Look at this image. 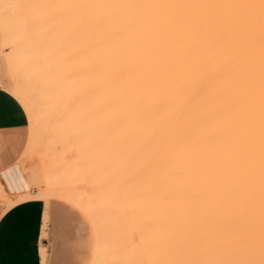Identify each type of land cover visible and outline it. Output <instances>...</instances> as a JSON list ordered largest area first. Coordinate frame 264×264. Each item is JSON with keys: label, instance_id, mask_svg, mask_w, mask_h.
I'll return each mask as SVG.
<instances>
[{"label": "bare ground", "instance_id": "obj_1", "mask_svg": "<svg viewBox=\"0 0 264 264\" xmlns=\"http://www.w3.org/2000/svg\"><path fill=\"white\" fill-rule=\"evenodd\" d=\"M67 3L0 26L4 59L44 102L34 117L62 103L55 144L99 147L90 186L130 222L108 238L129 236L136 264H264V0Z\"/></svg>", "mask_w": 264, "mask_h": 264}, {"label": "rangeland", "instance_id": "obj_2", "mask_svg": "<svg viewBox=\"0 0 264 264\" xmlns=\"http://www.w3.org/2000/svg\"><path fill=\"white\" fill-rule=\"evenodd\" d=\"M24 1L25 0H0V26H2V25L4 26L5 23H6L7 26L9 25V27L10 26L13 27V28H11V27L9 28V30L12 29V30H10V32H8L10 38H12V36H13L12 35L13 31H15V29H16L15 25H17L16 24L17 20H19V18L21 19V17H22L21 15L27 14V15H29L31 17H36V15L39 16V14L43 10H45V12H46L47 10L50 11V10H53V9H55L54 13L57 14L56 10L59 9L57 11H60L61 8H63V7H61V4L64 5L65 3L68 2V0L67 1H65V0H52V1L51 0H45V1H43V0H38V1L37 0H34V1L33 0H27L26 2H24ZM22 2H23V4H22ZM39 2H40V4L42 2L41 6H40ZM43 2H44V4H43ZM60 2H62V3H60ZM76 2H77V0L76 1L75 0H70V2H68L70 5H67L66 7L70 6V8L72 10V5L71 4L76 6L75 5ZM18 4H19V6H18ZM36 8L38 9L37 11H36ZM64 8H65V6H64ZM61 12H62V10H61ZM69 12H71V11H68V13ZM32 13H33V15H32ZM62 15H63V13H62ZM66 16H67V14H66ZM72 16H74V15L72 14ZM25 17H24V19H27L26 15H25ZM36 18L42 20V18H44V16L42 15L41 18H38V17H36ZM24 19L22 18V20H24ZM60 19H62V17ZM65 19H67V18L65 17ZM0 30H1V34H2L3 32H5V27H3V28L0 27ZM4 35L5 34H3V36ZM2 37L0 36V69H1V65H2V68H3L2 69V74L4 76L3 79L1 80L2 87H5L11 93L12 97L15 99V101L17 102V104L20 107V109L21 108L23 109V110L22 109L21 110L23 111L24 119H26L25 120L26 128L23 130L22 133L19 134L20 136H18V138L17 137H15V138L13 137V139H11V142L9 143V144H12V145H9L10 147L11 146H15V145L18 146L17 150H19V156H18V158H16L14 164H17L20 167V169L23 172L25 177L23 176L21 171L18 170L17 173L12 177L13 181L15 182V187L14 188L10 187L11 184L9 182L8 183L7 182L4 183L2 178L0 177V179L2 180L0 182V215L4 212V210L9 208L14 203H16L18 201H21V200H24V199H28V198H42V199H45V198H47L49 196H58V197L67 199L69 201H67V200H65V201H67V202L73 204L75 207H77L80 210V212L84 215L85 219L88 221V223L90 225V230H91V256L90 257L91 258H90V263L89 264H133L134 261H132V258L134 256L130 252V241H129V238H128L129 236L114 235L112 237H109L111 239V242L108 243L107 242L109 240L108 236H110V234H108V230H104L103 229V227H105V226H114V227H117V226L120 227L121 226V228L123 229L124 228L123 225L126 224L127 225V231L126 232L129 234V232H130V222H129L128 213L127 212H123L121 210V208H117V209H114L112 211H109L108 214L106 213V215L105 214L103 215V211H102L101 205H102V196H104V195L101 192L92 189L93 185H94L93 188L95 186H97V185L93 184V185L90 186V183L92 181H93V183L95 182L94 181L95 180L94 179L95 175L97 176V174L99 173V171H98L99 170V160L98 159H99V155H100L99 151H98L99 147H97L98 149H97V152H96L95 145H94V147L92 145L91 148H90L91 145H89L88 147L84 148V149H86L84 151V153L82 152L84 149L79 150L80 151V153H79L80 155H79L78 154L79 151L73 153V150L77 149L76 147H75V149L73 148L72 151L70 150V149H72L70 147H72L73 144H75V141H74L73 144L70 142V144L72 146L70 144H69V146H68V144H66L67 145L66 146L65 143H67L68 142L67 141V142L63 143L64 144L63 146H66V147H63V146L60 147V145L62 143L60 145H58V144L63 139L62 138L59 139V136H58V139H59L60 142L59 143L56 142V144H55V141H56L55 136L56 135L54 134V131H55L54 127H55V125L57 123H60L59 125H61L62 122L61 121L59 122V119L57 118L58 115L56 114L54 116V114H55V111L57 110V108L61 107L62 103L59 104L60 100L56 103L55 100L52 99V100L49 101V103H46V105L40 106L42 111H45V112H42L41 117L40 118L34 117L35 113L37 111L38 104H42L44 102H42V103H38L37 102V98L34 96L35 89H34V91H32L33 87H32V90L31 89L29 90L28 88H26L27 87L26 85H28V86L30 85V83H31L30 80L28 82L29 84H26L27 83V79H25L26 81L23 80V81H25V87H23L24 91L28 89L27 91H25L26 94L25 93L23 94V89L22 88H20V89L17 88L15 83L20 82V79H22V78L19 79V76L17 77L16 74L14 75L8 69H6L7 68L6 67V61L4 59L5 56H4V52H3V51H5V48H4L5 44H3L5 42H3ZM3 38H5V37H3ZM4 41H5V39H4ZM12 76H14V78L15 77L18 78L19 81H15L17 79H13ZM20 77H21V75H20ZM13 81H15V82H13ZM23 81L21 80V83H24ZM35 87L36 88L38 87L37 89H40V87L38 85H36ZM19 90H22L21 91L22 95H18ZM32 92H34V93H32ZM38 92L41 93V91H38ZM36 96H39V98H41L40 97L41 95H37L36 94ZM30 98H32V99H30ZM22 99H27V102H30V107H31L30 112L25 108V106L23 104V101H25V100L22 101ZM70 100L67 99V101H69V102H70ZM62 102H64V100H62ZM76 102H78V100ZM84 102H85V100H84ZM91 103H92V101H91ZM68 104H71V102L68 103ZM77 105L79 106V103ZM96 105H97V103H96ZM96 105L94 103L93 106H96ZM63 108H65V107H63ZM74 108H77V107L74 106ZM88 108H86V109L88 110ZM92 108L93 107H91V109ZM95 109H94L93 112L96 111ZM66 110H68V109H66ZM72 110L73 111H70V110L69 111L70 112H75V114H76V111L74 109H72ZM79 110L80 109L78 107L77 111H79ZM92 110H91V112H92ZM89 112H90V108H89ZM25 114H26V116H25ZM65 114H66V112H65ZM84 114H85V112H84ZM71 115H73V113L68 114V116L65 115L66 116V120H64V121L66 122V128L69 125V121L68 120H70L71 117H73ZM86 116H84L82 118L84 119V118H86ZM94 116H96V114L93 115V117H91V116H89V117L95 119L96 117L94 118ZM67 117H69L70 119H68ZM75 117H76V115H75ZM60 119L62 120L64 118H60ZM73 119L70 121V124H71V122H74ZM88 120H87V122H84V123L88 124ZM82 121H84V120H82ZM67 122H68V125H67ZM84 123L81 122V124H84ZM81 124H80V127L82 126ZM59 125L57 124L55 129ZM62 126H64L63 128H65V124L62 125ZM70 128L68 129L69 133H70ZM59 132L62 133V132H64V130H62V131L59 130ZM87 132H88V130H87ZM55 133L58 134L57 132H55ZM88 133H91V132H88ZM64 134L63 133L60 134V137H62V136L67 137ZM70 134H72V133H70ZM84 134L85 133H83L82 136H81V134H79V135L81 136V138L88 137V135H90V134L87 135V133H86V135L83 137ZM75 135H77V134H75ZM73 138H75V137H73ZM77 139L79 141H81L80 138H77ZM77 139H75V140L77 141ZM82 141H83V139H82ZM82 141L80 143H82ZM77 143L79 144V142H77ZM83 143H84V141H83ZM80 146H81V144H80ZM10 147L6 146V148H8V149H10ZM65 149H67V150H65ZM68 149H69V151H71L70 154H69ZM92 149H93V151H92ZM87 150H89L90 152L87 151ZM64 152H65V154H64ZM86 152L87 153L88 152L91 153L92 157H93L94 154L95 155L91 159V156L89 155V153H88V155H86L87 154ZM59 153H61L60 155H62V156H60ZM75 154H76V156H75ZM82 155H84L83 157H85V159L83 157H81ZM71 156L74 157V158L71 159ZM86 156H88V159H87ZM96 156H98V157H96ZM64 157L66 159H64ZM89 157L91 159L90 161H89ZM57 158L59 159V161H57L58 160ZM78 158L80 159V161H79ZM73 160H75V161H73ZM78 161H79V163H78ZM88 164H89V167H88ZM93 164H96V165L94 166ZM96 168H97V170H95V172H94V169H96ZM75 171H77V172H75ZM73 172H75V173H73ZM73 174H75V176ZM81 174H83L82 178H81ZM92 175H94L93 178H92ZM79 177H80V179H78ZM85 178L87 180V183L85 181ZM99 179H100V177L98 175V178L96 177V180L100 181ZM88 183H89V187H91V189L87 187ZM32 189H35L36 191H33ZM13 190L19 191V193H14ZM70 201H72L73 203L70 202ZM134 247H135V245H134ZM136 249H137V247H136ZM138 253H139V251H138ZM135 258H138V257H135ZM135 258H134V260H135Z\"/></svg>", "mask_w": 264, "mask_h": 264}, {"label": "crops", "instance_id": "obj_3", "mask_svg": "<svg viewBox=\"0 0 264 264\" xmlns=\"http://www.w3.org/2000/svg\"><path fill=\"white\" fill-rule=\"evenodd\" d=\"M2 69L1 65L0 177L14 188L15 182L9 172L14 175L18 170L21 171L14 164L19 150L17 145L10 147L12 144L9 143L26 128V119L23 109H20L11 93L2 87ZM57 197L28 198L4 210L0 215V264L90 263V225L80 210L67 202L69 200Z\"/></svg>", "mask_w": 264, "mask_h": 264}]
</instances>
